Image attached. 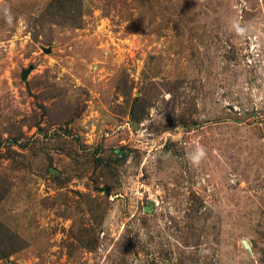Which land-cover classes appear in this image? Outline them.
<instances>
[{
    "label": "rangeland",
    "instance_id": "374dc122",
    "mask_svg": "<svg viewBox=\"0 0 264 264\" xmlns=\"http://www.w3.org/2000/svg\"><path fill=\"white\" fill-rule=\"evenodd\" d=\"M0 264H264V0H0Z\"/></svg>",
    "mask_w": 264,
    "mask_h": 264
},
{
    "label": "clouds",
    "instance_id": "9594fccd",
    "mask_svg": "<svg viewBox=\"0 0 264 264\" xmlns=\"http://www.w3.org/2000/svg\"><path fill=\"white\" fill-rule=\"evenodd\" d=\"M204 155V152L202 149H198L197 153L192 157L193 161H198L202 156Z\"/></svg>",
    "mask_w": 264,
    "mask_h": 264
},
{
    "label": "water",
    "instance_id": "95a60500",
    "mask_svg": "<svg viewBox=\"0 0 264 264\" xmlns=\"http://www.w3.org/2000/svg\"><path fill=\"white\" fill-rule=\"evenodd\" d=\"M25 78H26V72H24V73L22 74V80H25Z\"/></svg>",
    "mask_w": 264,
    "mask_h": 264
}]
</instances>
